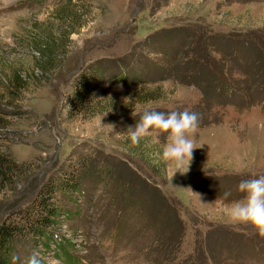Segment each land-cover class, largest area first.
<instances>
[{"label":"rangeland","instance_id":"rangeland-1","mask_svg":"<svg viewBox=\"0 0 264 264\" xmlns=\"http://www.w3.org/2000/svg\"><path fill=\"white\" fill-rule=\"evenodd\" d=\"M43 42L59 44L46 71ZM1 64L21 76L0 127L17 163L0 219L23 225L9 264L33 251L43 264H264V238L224 213L264 175V0H0ZM82 71L98 84L76 112ZM185 110L200 117L188 167L159 165L164 133L120 135L147 111ZM70 171L77 189L55 187ZM42 185L59 211L32 234L20 212Z\"/></svg>","mask_w":264,"mask_h":264},{"label":"trees","instance_id":"trees-1","mask_svg":"<svg viewBox=\"0 0 264 264\" xmlns=\"http://www.w3.org/2000/svg\"><path fill=\"white\" fill-rule=\"evenodd\" d=\"M71 28L69 31H73ZM44 43V42H43ZM59 47V44H46L43 46L36 45L35 49L38 50L37 56H35L34 67L40 69L41 71H46V61L54 57V49ZM45 61V62H44ZM53 61V60H51ZM2 69L6 70L1 74L0 70V101L3 104L0 107V127L6 125V119L3 114H10L12 111L8 110L6 106L14 104L17 98L16 89L19 85L18 78L21 77L17 69L10 64L0 65ZM16 70V71H15ZM79 80L74 86L71 94V107L75 109L76 112H83L91 107L92 99L95 97L97 80L93 72L82 71ZM157 95L154 92L144 93V98H154ZM14 113V112H12ZM138 152V149H133ZM2 152L0 150V179L9 176V172L15 168L17 163L13 158H11L9 152ZM156 153V152H155ZM157 154V153H156ZM159 158V157H158ZM159 165L163 166V162L159 161ZM71 172V171H70ZM59 184L55 187L62 186L63 191L73 192L77 189L78 180L73 172L65 175V178L58 182ZM53 188L50 185H42L37 189L29 203H27L23 212L21 211L22 217L25 218V222L32 227V234H37L41 232L45 224L53 221L54 215L57 214L59 209L57 205L50 200V194L53 193ZM16 210V212H18ZM19 213V214H20ZM23 225L17 220H14L10 214H4L0 219V264H9L10 262V246L14 238L21 233Z\"/></svg>","mask_w":264,"mask_h":264},{"label":"clouds","instance_id":"clouds-1","mask_svg":"<svg viewBox=\"0 0 264 264\" xmlns=\"http://www.w3.org/2000/svg\"><path fill=\"white\" fill-rule=\"evenodd\" d=\"M198 113L185 111H147L143 113L134 127H129L126 136L131 146H138L140 141L157 131L166 134V143L158 153L159 161L165 165L175 162L177 166L188 167L195 148L194 140L190 138L199 127ZM237 192L238 199L231 201L224 209L225 216L231 223L251 227L256 234L264 238V175L255 178L242 179ZM231 193H224L228 197ZM12 264H43L39 251H33L24 260L13 255Z\"/></svg>","mask_w":264,"mask_h":264},{"label":"water","instance_id":"water-1","mask_svg":"<svg viewBox=\"0 0 264 264\" xmlns=\"http://www.w3.org/2000/svg\"><path fill=\"white\" fill-rule=\"evenodd\" d=\"M80 69V68H79Z\"/></svg>","mask_w":264,"mask_h":264}]
</instances>
